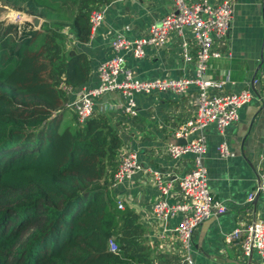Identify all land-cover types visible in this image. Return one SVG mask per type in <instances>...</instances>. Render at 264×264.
I'll list each match as a JSON object with an SVG mask.
<instances>
[{
	"label": "trees",
	"instance_id": "16d2710c",
	"mask_svg": "<svg viewBox=\"0 0 264 264\" xmlns=\"http://www.w3.org/2000/svg\"><path fill=\"white\" fill-rule=\"evenodd\" d=\"M110 1L0 0V14L42 20L0 18V264L152 261L139 213L112 191L118 128L102 112L80 121L69 105L92 71L71 34L89 41L92 11Z\"/></svg>",
	"mask_w": 264,
	"mask_h": 264
},
{
	"label": "crops",
	"instance_id": "0c3cea01",
	"mask_svg": "<svg viewBox=\"0 0 264 264\" xmlns=\"http://www.w3.org/2000/svg\"><path fill=\"white\" fill-rule=\"evenodd\" d=\"M195 2L196 0H188ZM223 0H209L218 4ZM233 16L226 36L216 41L224 51L214 59L207 70V77L222 78L232 71V80L224 91L249 89L252 99L240 109V117L221 131L215 124L206 128V151L203 160L207 167L210 185L215 198L227 205V210L210 216L193 232L191 253L197 264H264V257L255 250L246 256L240 241L228 242L225 233L241 221L264 218V198L253 200L248 196L259 182L264 181V0H230ZM106 6L104 21L95 29L87 42L72 37L77 50L88 54L92 71L89 80L71 89L70 100H75L81 89L100 82L99 65L113 54L112 40L124 35L137 38L147 34L150 27L161 21L173 7L172 0H111ZM15 9L8 7L10 14ZM16 12V11H15ZM31 17L26 14L24 21ZM14 21V20H11ZM42 21V20H41ZM183 40L190 51L196 52L194 31L185 26L181 32L173 30L161 46L149 45L142 57L124 50L125 67L139 78L179 77L196 75L195 62L183 56ZM257 69L259 86L247 79L249 62ZM199 85L190 83L185 92L173 90L138 93V114L125 112L126 98L119 90L106 92L95 102V112L106 113L122 136L121 152L133 150L142 164L130 178L113 183L112 191L125 206L134 208L145 224L146 240L153 249L150 264H171L182 255L175 231L182 213L167 218L157 217L153 202L160 196L156 174L174 186L169 198L176 199L178 179L194 166V153L172 157L168 145L176 140V128L194 115ZM227 140L228 156L221 155L219 144Z\"/></svg>",
	"mask_w": 264,
	"mask_h": 264
},
{
	"label": "built area",
	"instance_id": "2783aa9c",
	"mask_svg": "<svg viewBox=\"0 0 264 264\" xmlns=\"http://www.w3.org/2000/svg\"><path fill=\"white\" fill-rule=\"evenodd\" d=\"M172 9L165 14L161 21L153 24L147 34L137 38L124 35L115 36L112 40L113 54L99 65L100 82L93 87L80 90L78 97L69 102L76 111L78 119L85 121L94 113L95 102L106 92L119 90L125 98V112L130 116L138 114L136 94L153 93L156 91L173 90L185 92L190 83L199 85V94L194 115L181 123L175 130L176 138L186 139L185 142L170 143L168 153L172 157H180L185 153H194V166L178 179L176 199L169 198L174 183L165 180L163 174H156L161 194L153 202L152 210L159 218H167L182 213V218L175 227L178 241L182 249L181 257L171 264H197L191 253L193 246V232L195 228L210 216L223 213L227 205L215 198L203 160L206 151V128L215 124L221 131L237 121L241 107L249 102L253 93L249 89L240 91H224L223 87L232 80L229 69L222 78L207 77L210 63L223 56L224 51L217 47L216 41L226 36L233 16V4L230 0H223L218 4L209 0H172ZM19 13V14H18ZM14 21H24L26 13L19 11ZM105 4L91 13L92 29L97 28L105 19ZM185 26H190L196 39V52L193 54L186 40H183V56L186 60L195 62L196 75L194 77H156L143 79L135 76L132 70L125 67L124 50L131 51L134 56L142 57L149 45H163L173 30L181 32ZM221 155L230 154L227 140L219 144ZM142 164L138 153L133 150L119 154V165L114 174V183L130 178ZM257 195L264 198V181L249 193L251 201ZM118 206L125 207V203L118 198ZM228 242L240 241L242 251L246 256L257 250L264 257V218L241 221L232 230L225 233ZM112 249L118 245L110 239Z\"/></svg>",
	"mask_w": 264,
	"mask_h": 264
},
{
	"label": "water",
	"instance_id": "95a60500",
	"mask_svg": "<svg viewBox=\"0 0 264 264\" xmlns=\"http://www.w3.org/2000/svg\"><path fill=\"white\" fill-rule=\"evenodd\" d=\"M31 20L34 24L35 27H39L41 24V17L38 15H31ZM71 53H75V50L72 49ZM249 62V71L247 74V79H250L252 83L255 85L259 86L261 83V80L257 77V69L254 67L253 62L251 60H248ZM186 139L183 138H176V140L173 143H180V142H185ZM259 195H257L255 198H257ZM249 264H251L249 262Z\"/></svg>",
	"mask_w": 264,
	"mask_h": 264
},
{
	"label": "rangeland",
	"instance_id": "374dc122",
	"mask_svg": "<svg viewBox=\"0 0 264 264\" xmlns=\"http://www.w3.org/2000/svg\"><path fill=\"white\" fill-rule=\"evenodd\" d=\"M9 7V6H8ZM8 7H4V11L2 12V14H0V18H3V19H6L7 21H11V20H14V16H16V14L20 11V10H17L15 9V11L13 10L12 12H14V14H10L8 11ZM11 8V7H10ZM14 9V8H13ZM22 12V11H21ZM24 13V12H23ZM19 14V13H18Z\"/></svg>",
	"mask_w": 264,
	"mask_h": 264
}]
</instances>
